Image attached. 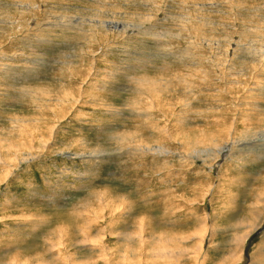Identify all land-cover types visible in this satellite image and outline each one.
I'll list each match as a JSON object with an SVG mask.
<instances>
[{
    "label": "rangeland",
    "instance_id": "374dc122",
    "mask_svg": "<svg viewBox=\"0 0 264 264\" xmlns=\"http://www.w3.org/2000/svg\"><path fill=\"white\" fill-rule=\"evenodd\" d=\"M0 21V264H264V0H0Z\"/></svg>",
    "mask_w": 264,
    "mask_h": 264
},
{
    "label": "bare ground",
    "instance_id": "6f19581e",
    "mask_svg": "<svg viewBox=\"0 0 264 264\" xmlns=\"http://www.w3.org/2000/svg\"><path fill=\"white\" fill-rule=\"evenodd\" d=\"M1 22V21H0ZM111 24H113V23H105V25H111ZM140 85V84H139ZM62 96V95H61ZM60 100V99H59ZM58 100V101H59ZM15 145V144H14ZM12 148L14 147V146H11ZM11 150V149H10ZM38 150V149H37ZM151 150V149H150ZM12 151V150H11ZM17 152V151H16ZM227 151H225V153H226ZM8 154H10V153H8ZM165 154V153H164ZM13 156V155H12ZM87 156V155H86ZM14 157V156H13ZM10 157V159H9V161L10 162H8V163H12V162H19L20 160H22V162L23 161H25L26 162V160H29V159H31V158H21V159H19L18 157ZM13 158V159H12ZM87 158V157H86ZM1 159V158H0ZM9 165H11V164H9ZM262 210V209H261ZM204 221V220H203ZM256 221V220H255ZM204 223H205V221H204ZM251 223V222H250ZM251 226H254V225H256V223L255 222H253L252 224H250ZM248 226V225H247ZM114 227V226H113ZM206 228V227H205ZM250 228H252V227H250ZM202 229V228H201ZM142 230L143 229H141V231H139V232H141V234H142ZM204 229H202V231H203ZM206 230V229H205ZM248 230V229H247ZM253 230H255V229H253ZM201 231V230H200ZM84 232V231H83ZM248 232V231H247ZM252 232V231H251ZM82 233V232H81ZM199 233H201L200 235L202 236V232H199ZM87 234V233H86ZM89 234V233H88ZM71 235L72 234H70L69 232L68 233H63V234H61L60 235V240H62L63 241V238H65V237H71ZM94 236V235H93ZM238 236V235H237ZM240 236H242L241 238L239 237L238 239H237V242H238V244H237V246H236V248H235V252H233L232 253V255L235 257L237 254H239L240 253V255L242 254V251L244 250V243H245V239L246 238H249L248 237V234H242V235H240ZM264 236V235H263ZM83 237V236H82ZM92 237V236H91ZM90 237V238H91ZM123 238L124 239H127L128 241H130L132 238H133V235L132 234H128V235H126V236H123ZM93 239V238H92ZM74 240H76L77 241V245L78 246H86V243H88V242H90L89 241V236H88V238L87 237H85L84 239H74ZM203 241V240H202ZM65 242V241H64ZM67 242H69V241H67ZM70 243V242H69ZM72 243V242H71ZM73 243H75L74 241H73ZM96 243V242H95ZM92 244V243H91ZM60 245L61 246H63L64 244H63V242H60ZM70 246V245H69ZM76 246V245H75ZM201 246V245H200ZM232 246V245H231ZM234 246V245H233ZM51 247V246H50ZM59 247V245H55V243L52 245V248H51V250H53V249H55V248H58ZM65 247V246H64ZM71 247V246H70ZM73 247V246H72ZM77 247V246H76ZM66 248V247H65ZM69 248V247H68ZM50 249V248H49ZM109 249V248H108ZM232 250V249H231ZM230 250V251H231ZM61 251V250H60ZM199 251H201V253H202V247H201V249H199ZM62 252V251H61ZM132 252V251H131ZM232 252V251H231ZM56 254V253H55ZM65 254V253H64ZM195 254V253H194ZM200 254V253H199ZM198 254V255H199ZM231 254V253H230ZM61 255V254H60ZM65 255H68V254H65ZM125 255V254H124ZM130 255H132V254H130ZM74 256V255H73ZM158 257H160V260H166V259H168V260H170V259H172L173 257H176V259L178 258L177 256H172V253H168V252H164V251H161L158 255H157ZM194 256V255H193ZM232 256V257H233ZM58 257H60V259L62 258L61 256H58ZM64 257V256H63ZM70 257H72V256H70ZM102 257V256H101ZM103 257H105V256H103ZM115 257V256H114ZM123 257H125V256H123ZM128 257V256H127ZM126 257V258H127ZM142 257V256H141ZM232 257H230V258H232ZM186 258H188V257H186ZM185 258V259H186ZM236 258V257H235ZM192 259V258H191ZM238 259V258H237ZM43 260V259H42ZM67 261H65L63 258H62V261H61V263L62 264H95V263H87L86 261H81V262H73V260H71V259H69V257L66 259ZM81 260V259H80ZM100 260V259H99ZM102 260V259H101ZM104 260V259H103ZM178 260V259H177ZM200 260V259H199ZM224 260V259H223ZM241 260V259H240ZM262 260L264 261V254H263V258H262ZM136 261V260H135ZM138 261V260H137ZM232 261H233V258H232ZM23 262V261H22ZM21 262V263H22ZM106 262V261H105ZM130 262V261H129ZM139 262V261H138ZM180 262V261H179ZM238 262H239V260H238ZM258 262V261H257ZM28 263L29 264H32L30 261H28ZM46 263V261H44V264ZM108 264H110V261L109 262H107ZM131 263H133V262H131ZM154 263H155V261H154ZM175 263V262H174ZM194 263V262H193ZM254 262H253V258H252V261H251V264H253ZM256 263V262H255ZM262 263V262H261ZM122 264H123V262H122ZM124 264H126V263H124ZM156 264V263H155ZM195 264V263H194ZM250 264V263H249Z\"/></svg>",
    "mask_w": 264,
    "mask_h": 264
}]
</instances>
